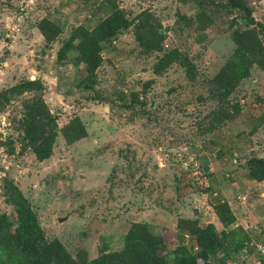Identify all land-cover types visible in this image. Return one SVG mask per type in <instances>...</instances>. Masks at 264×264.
Segmentation results:
<instances>
[{
	"label": "rangeland",
	"instance_id": "1",
	"mask_svg": "<svg viewBox=\"0 0 264 264\" xmlns=\"http://www.w3.org/2000/svg\"><path fill=\"white\" fill-rule=\"evenodd\" d=\"M245 1L253 21L227 0H0V214L18 217L19 194L38 221L40 253L55 248L51 264H90L105 246L119 251L133 223L160 236L170 256L179 245L196 252L185 222L221 228L219 199L247 247L209 264H263L264 180L249 177L247 161L264 157V67L250 66L225 96L211 81L243 25L264 47V0ZM114 8L130 25L100 43L91 76L85 62L72 63L79 52L58 57L75 30L92 31ZM44 22L59 31L53 40ZM140 22L160 30L159 49L138 43ZM24 80L43 87L8 92ZM37 98L57 125L41 161L20 126L24 104ZM17 257L0 264L36 260Z\"/></svg>",
	"mask_w": 264,
	"mask_h": 264
},
{
	"label": "trees",
	"instance_id": "2",
	"mask_svg": "<svg viewBox=\"0 0 264 264\" xmlns=\"http://www.w3.org/2000/svg\"><path fill=\"white\" fill-rule=\"evenodd\" d=\"M226 5L246 11L248 19L253 21L245 0H227ZM129 25L130 22L122 11L114 8L108 15L106 14L96 22L92 31L75 30L59 49L58 57L63 60L71 53L79 52L71 61L76 65L85 62L89 76H91L99 65L100 43L111 42L115 35ZM39 27L47 40H53L59 33L55 30V25L49 24L47 27L46 22L40 24ZM153 27L148 22H140L136 27L138 43L146 51L159 49L163 39L159 29H150ZM245 27L243 25L244 30L239 31L238 29L237 33H234V42L237 47L211 80L222 96L230 93L240 80L249 75L250 66L257 64L264 67V47L254 34L255 30L247 27L245 29ZM142 30L144 32H141ZM76 40L78 43L75 44ZM42 87L40 80H24L9 88L8 92L19 95L29 90L38 91ZM24 105L27 113L20 126L24 130L29 145L35 151L37 160L41 161L52 154L57 128L55 118L41 98ZM82 135L78 133L71 139H77ZM247 168L250 178L256 181L264 180V157H251L247 161ZM10 187L16 189L11 185ZM14 203L18 204L19 210L16 219L0 214V258L4 255L11 258L14 253H17V260L20 262L33 257L32 259L36 260L30 264L37 262L38 258H43L45 264H51L53 255L50 253H53L55 248L52 244H47L45 251L40 253L41 248L38 246L43 242L40 240L41 235L35 214L21 200L19 194L14 199ZM213 209L221 228L214 224L200 227L194 221L185 222L191 234L195 236L198 247L196 252L193 251V247L179 245L170 256L165 251L166 243L160 236L151 234L143 223H133L126 233L124 247L121 250L109 251L105 246L102 253L90 264H209L210 256H217L221 253L237 254L245 249L247 244L240 238L241 230L234 226L236 216L227 201L217 200ZM262 260L264 264V258Z\"/></svg>",
	"mask_w": 264,
	"mask_h": 264
},
{
	"label": "built area",
	"instance_id": "3",
	"mask_svg": "<svg viewBox=\"0 0 264 264\" xmlns=\"http://www.w3.org/2000/svg\"><path fill=\"white\" fill-rule=\"evenodd\" d=\"M259 251H262L264 253V243L259 245L258 248L256 247Z\"/></svg>",
	"mask_w": 264,
	"mask_h": 264
}]
</instances>
